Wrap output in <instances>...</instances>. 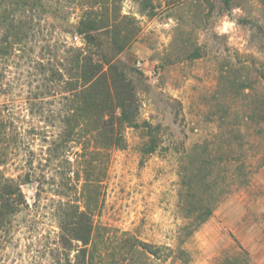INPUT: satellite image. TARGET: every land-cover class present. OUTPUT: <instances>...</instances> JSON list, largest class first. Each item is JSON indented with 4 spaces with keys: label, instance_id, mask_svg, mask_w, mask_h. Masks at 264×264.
Segmentation results:
<instances>
[{
    "label": "rangeland",
    "instance_id": "1",
    "mask_svg": "<svg viewBox=\"0 0 264 264\" xmlns=\"http://www.w3.org/2000/svg\"><path fill=\"white\" fill-rule=\"evenodd\" d=\"M36 1L41 6L27 14L32 23L25 28L31 27L32 36L27 38L24 57L9 63L7 78L16 85L9 99L23 109L14 111L19 125L28 130L33 126L50 136L58 124L52 114L56 111L48 110H57L58 105H46L47 111H25V101L33 97L38 85L30 67L36 57L55 60L61 55L54 45L72 42L64 20L76 23L80 11L68 4L78 0ZM233 1L239 6L227 7L222 0H158L152 10H142L133 0L122 3V15L136 19L140 28L119 59L137 88L141 126L127 128V148L111 152L103 205L95 221L109 229L112 242L127 233L162 248V257L168 255L165 262L148 256L146 264H220L226 257L243 253L247 264H264V165L258 168L261 151L254 148L262 149L264 143V8L260 0ZM193 51L198 57L188 59ZM233 80L244 83L231 85ZM227 112L238 117L228 119V129L244 121L240 130L246 147L252 146L247 163L256 172L247 186L233 187L208 221L186 237L183 228L188 220L179 207L181 157L206 141L215 145L221 131L219 118ZM144 123L159 127L158 149L152 154L143 153L148 141ZM41 139L38 136L32 142L36 154L45 150ZM76 152L79 148L74 146L67 153L70 161ZM21 189L31 206L37 183ZM45 189L41 205L49 204L45 198L57 199L49 186ZM79 196L72 194L81 205ZM52 226L47 220L42 231ZM19 239L20 248L12 249L9 258L29 264L23 253L29 242ZM75 255L71 251L72 264ZM39 262L53 264L47 257Z\"/></svg>",
    "mask_w": 264,
    "mask_h": 264
},
{
    "label": "trees",
    "instance_id": "2",
    "mask_svg": "<svg viewBox=\"0 0 264 264\" xmlns=\"http://www.w3.org/2000/svg\"><path fill=\"white\" fill-rule=\"evenodd\" d=\"M123 1L68 2L80 11L76 23L64 20L72 42L54 45V51H61L55 60H32L30 68L38 76V85L33 97L26 99L25 111H47L46 105H58L57 110H48L56 111L52 114L58 124L57 132L48 136L33 126L28 130L19 125L14 111L23 109L9 99L16 85L7 78L9 63L24 57L27 38L32 36L31 27L26 29L32 23L27 14L41 3L0 0V264H17L9 256L12 249L20 248V237L29 242L23 251L29 264H40L44 257L53 264H72L71 251L76 252L73 264H146L148 256L163 262L168 257H162V248L127 233L112 242L109 229L95 221L103 205L111 152L127 148V128L141 126L137 88L119 59L130 49L140 28L136 19L122 15ZM133 1L142 10H152L158 0ZM222 2L227 7L239 6L233 0ZM260 2L264 8V0ZM197 57L193 51L188 59ZM132 72L139 74L135 69ZM47 97L53 101H45ZM230 117L227 112L219 118L221 131L215 145L206 141L181 157L179 207L188 220L183 228L186 237L208 221L233 187L247 186L256 172L247 163L252 146L246 147L245 134L240 130L244 121L228 129ZM142 127L148 136L143 153L152 154L158 149L155 135L159 127L148 123ZM38 136L45 150L36 154L31 145ZM74 146L79 152L70 161L67 153ZM254 148L261 151L260 168L264 165V143L262 149ZM32 182L37 183V191L35 202L29 206L21 187ZM45 186L57 199L45 198L49 204L41 205ZM72 194L74 198L80 195L81 205ZM47 220L54 226L42 231ZM178 253L186 257L183 251ZM16 255L21 257V253ZM220 264H247V259L245 253L237 254Z\"/></svg>",
    "mask_w": 264,
    "mask_h": 264
}]
</instances>
